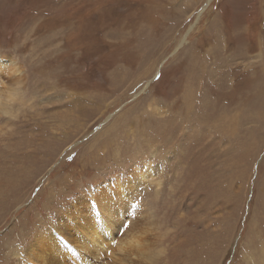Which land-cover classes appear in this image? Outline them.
<instances>
[{
    "label": "rangeland",
    "instance_id": "obj_1",
    "mask_svg": "<svg viewBox=\"0 0 264 264\" xmlns=\"http://www.w3.org/2000/svg\"><path fill=\"white\" fill-rule=\"evenodd\" d=\"M127 2L0 0V59L25 73L22 100L0 87V264L35 247L47 264H74L65 256L105 215L98 189L146 166L153 182L127 193L143 255L115 239L105 259L88 243L91 264H264V0ZM225 4L251 28L243 42L234 25L233 51ZM164 7L190 10L168 50L158 20L136 11L157 19Z\"/></svg>",
    "mask_w": 264,
    "mask_h": 264
},
{
    "label": "bare ground",
    "instance_id": "obj_2",
    "mask_svg": "<svg viewBox=\"0 0 264 264\" xmlns=\"http://www.w3.org/2000/svg\"><path fill=\"white\" fill-rule=\"evenodd\" d=\"M138 1L140 2V0H136V2H138ZM129 2H130V0H129ZM129 2H127V3H129ZM141 2H142V0H141ZM144 7H146V6H144ZM234 10H235V8L233 6H231L229 4H225V5L222 6V11H221L222 12V16L220 14V20L222 21V23L220 25L221 26V32H222L221 38H222L223 42H225L224 47H226V49L228 51L235 50L236 45H237V43H235L236 40H235V29H234V25H236V24L238 26H240L239 29H243L244 30V33L241 35V41H243L244 39L245 40L247 39L248 41H250L251 28L248 25L245 26V27H241V24L244 23V21L241 19L242 16H243L244 20L248 18V16H246V18H245V15H246V14H244L245 10H243V12H242V10L240 11V13L238 15L240 20H238V23H237L236 20L235 21L231 20V18L234 15ZM136 11H141L143 13L142 16H144L145 19H147V20L148 19H150V20H158L157 22H159V27L160 28L157 27V31H158V33H160V32L163 33V35L160 36V39H165L166 40V41L163 40L164 42H161V49L162 50H168L170 48V46L166 45L168 37H170V39L173 40V41H177V39H178V37L180 35V33L178 35H176V33L178 32L177 29H179L178 20L182 19L183 17H187L186 15H188V12L190 10H188V8H184V9H182L180 11V13H177L178 14L177 16H175L174 13H176V11H170L169 8H168V10L166 8L165 9H160V11L156 12L157 19H153V17L155 16V11H151V9H148V8L147 9L137 8ZM222 18H223V20H222ZM183 19H186V18H183ZM251 19H253V18H251ZM91 21H90V24H91ZM165 21H169L171 23L174 22L173 23L174 25H172L173 27H171L169 30H165L163 28L166 25ZM249 21H250V18L247 20V23H249ZM183 22H185V21L183 20ZM112 27L110 26V29ZM118 27H119V25H118ZM118 36H120V35H118ZM155 36H157V35H155ZM120 37H122V36H120ZM159 46H160L159 42H157V43L155 42V46H153V47L157 48ZM21 69H22L21 67L17 66L14 62L10 61L9 59H0V72L2 71L4 73V75L6 76V78H5L6 83L9 84L10 86H12V88L15 90V92L18 93L19 95H21V93H22L21 92V87H22L21 81L23 79V75H25V73ZM175 73H179V71L175 70ZM231 74L232 73L229 72V75H231ZM25 80H27V79H25ZM232 81H234V80H232ZM261 85H263V84H261ZM236 87H237L236 81H234V83L232 82L231 88L234 89ZM252 87L253 86H251V88ZM253 88H255V87H253ZM205 90L208 91V89H205ZM254 92H256V91H254ZM6 93H5V95H6ZM205 93H204V95H206ZM241 94H243V93H241ZM207 95H209L208 92H207ZM207 95H206V98H207ZM238 96H239V93H238ZM6 97H7V99L12 100L11 102H14L13 100L17 98L15 96L11 95V94L6 95ZM233 97H232V100H234ZM210 98H212V97H210ZM4 99L7 100L5 97H4ZM199 100H202V99L199 98ZM209 100H211V99H209ZM206 101H205V103H207ZM211 101L213 102V100H211ZM5 102L6 101H4V103H3L1 101V99H0V114L6 113L8 111V109H9V108L7 110L5 109V108H7V106L5 105ZM215 104L216 103H214V107H215ZM225 104H227V103H225ZM238 105L241 108L244 107V105L242 103L238 104ZM230 106H231V104H230ZM217 107H219V106H217ZM205 113H207V112H205ZM199 116H201L200 113H199ZM203 117H205V116H203ZM201 119H202V117H201ZM198 121H199V119L196 120L195 122H198ZM198 123H201V122H198ZM194 124L197 125V123H194ZM143 170H144V172L141 169H133L132 168L131 171H129V172H127L125 174V177L122 176L120 179L116 180L114 183L107 184L106 186H103L100 189H98V191H97L98 193L93 196V199L95 200V204L98 205L99 210L101 212H103L102 214H105V215H103V217L98 218L96 220V222L92 226L87 227V231L89 233L88 234L87 233H82V236L84 237V240H82L81 237L76 239V241L74 242V246L71 248L72 251H71L70 256H69V253H68L67 257L64 255L66 253V252L64 253V251H66V248H65V250H62V252L58 255V257H62L64 255L65 258L67 259V258H70L72 256L71 261H73L74 264H78V261H79V264H91L90 260H92L93 258L90 255V253L88 252L89 247L85 246L84 244L90 243V245L95 246L94 250H95V252H97L99 254V257L103 256L106 259V254H107L109 248L112 245H114V244H115V246L116 245L118 246V244L115 242V239L120 241V243H119L120 249H118V250H122V248L125 249L130 256H133V258H131V260H136L140 256L143 255L141 248H131V247L136 246V245L139 244V239H138V236H137V232H135L134 230H131V229H127L128 227H126V225L128 224L129 221L134 223L137 220V218L135 216V213H133V212H135V208L133 209L130 205H128L129 202H130V198H128L129 196L127 195V193H131L132 194L133 191L131 192L130 189L136 188L134 191H137V189H140L142 186H146V185L148 186L149 183L153 182V180L151 178L152 177V173H153L152 168L146 166ZM133 194H135V193H133ZM126 200H128L127 203H126ZM131 222H129V225H130ZM110 243H113V244H111L109 246H106V244H110ZM203 243H206V240H203ZM195 244H197V247L200 248L202 246V239L201 238L198 239L195 242ZM37 250H38V247L32 248L31 252L27 253V256H25L26 253H24L25 257H24L23 261H19L18 264H47V260H46V257L43 255V251H40L38 253ZM42 250H44V249H42ZM75 252H77L78 255L81 253V255L78 256V255H76ZM112 253L114 254L113 251H112ZM200 253H201V251H199V250H197L195 252V254H200ZM204 254H206V253H204ZM52 257H55V256H52ZM88 258H89V262H87ZM201 263L202 262H200L199 264H201ZM64 264H68V261L65 262ZM106 264H108V263H106ZM208 264H213L212 257H211L210 261L208 262Z\"/></svg>",
    "mask_w": 264,
    "mask_h": 264
},
{
    "label": "clouds",
    "instance_id": "obj_3",
    "mask_svg": "<svg viewBox=\"0 0 264 264\" xmlns=\"http://www.w3.org/2000/svg\"><path fill=\"white\" fill-rule=\"evenodd\" d=\"M0 87H5L7 89V95L11 94V95L17 97V99L22 100V97L18 93L15 92V90L12 88V86L7 85L6 82L4 84H0ZM162 255H163L162 253H158L156 255V259L162 258ZM148 264H154V262L152 260H150V261H148Z\"/></svg>",
    "mask_w": 264,
    "mask_h": 264
}]
</instances>
